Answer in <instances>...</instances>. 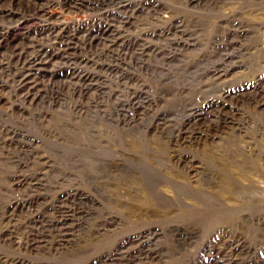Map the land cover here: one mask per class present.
Returning <instances> with one entry per match:
<instances>
[{"label": "rangeland", "instance_id": "374dc122", "mask_svg": "<svg viewBox=\"0 0 264 264\" xmlns=\"http://www.w3.org/2000/svg\"><path fill=\"white\" fill-rule=\"evenodd\" d=\"M110 14H127V29L122 34L148 40L155 34L153 37L161 39L158 46L162 48H169L167 39L157 34L167 26L179 25L185 36L192 34L194 38L188 37L183 46H175L174 59L162 54H138L136 45L116 57L113 49L106 53L101 50V43L106 40L96 33ZM229 16L262 22L254 27L248 20L247 28L254 29L243 38V55L230 57L232 62L243 64L251 60L247 69L234 68L229 63L222 76L208 82L202 78L207 85L202 86L199 78L194 80H199V88L209 86L213 95L219 84H235L245 78L242 72L247 70L245 76H249L251 70L264 67V0H0V255H19L28 264H97L92 261L94 257L110 249L115 252L126 236L143 229H158L150 239L158 251L156 264L197 263L201 246L207 240L205 231L186 238L184 243L176 238L173 229H186L201 218L206 221L202 229L210 228L211 216L197 192L207 186L206 181L186 176L189 185L179 193L164 189L168 193L164 199L147 189L144 177L147 167L160 161L158 157L166 166L174 164L170 149L173 145H164L168 136L153 125L171 115L158 114L160 111L156 110H165V100L174 89L184 93L194 88L192 73L202 72L219 60L225 52L218 44L221 23ZM46 17L67 25L76 48L70 57H55L40 77L37 90L25 95V90L17 85L20 63L35 49H26L23 44L34 40L49 45L47 34L40 29ZM254 43L257 49L253 48ZM80 57L89 61L85 69L95 76L91 88L81 95L69 87L58 89L69 66ZM161 73L172 78L159 80ZM182 74L189 77L179 79ZM162 82L165 83L160 85ZM131 91L135 92L134 98ZM139 103L151 105L147 115H141ZM252 110L261 111L254 107ZM153 112L158 114L154 119ZM175 115L188 120L184 111L178 110ZM222 128L220 123L211 130L218 132ZM1 130L13 131L14 135ZM210 139L201 136L194 143L182 144L186 160L203 158L202 151L212 148ZM136 156L147 159L140 162L134 159ZM23 172L39 178L42 210H53L56 194L63 188L80 194L68 202L75 211L72 243L19 249L2 240L1 229L11 210L9 206L24 194V186L15 183L16 174ZM232 218L237 216L225 215V219ZM20 219L18 216L14 222L19 233L24 230ZM102 220L109 221V228L100 225L101 229H97ZM263 225L244 233L259 264H264ZM228 228L238 229L236 224Z\"/></svg>", "mask_w": 264, "mask_h": 264}, {"label": "bare ground", "instance_id": "6f19581e", "mask_svg": "<svg viewBox=\"0 0 264 264\" xmlns=\"http://www.w3.org/2000/svg\"><path fill=\"white\" fill-rule=\"evenodd\" d=\"M114 15L110 14L96 33L104 35L106 40L101 43V50L106 53L113 49L116 57L122 56L125 48L136 45L138 54L144 56L162 54L165 58L174 59L175 46L178 44L183 46L189 38H194L192 34L185 36L186 33L179 28V25L167 26L160 29L157 34V36L165 35L167 39L169 48H162L158 46V41L161 39L154 38L155 34H152L149 40L142 36L122 34V31L127 29L125 23L128 22V16ZM248 20L254 27L262 22ZM248 20L231 16L223 20L218 44L225 52L217 62H212L204 71L190 75L194 76L193 89L184 93L178 88L174 89L165 100L163 105L165 110H156L160 111L158 114L166 112L171 118L163 117L153 124L158 132H165L168 136L164 145H173L170 149L173 152L171 157L174 164L166 166L161 163L164 160L159 157L157 159L160 161L156 162L157 164L151 163L144 177L147 189L155 191L158 198L167 199L168 193L164 189L179 193V190L189 185L186 176H198L206 181L207 186L197 189V192L200 201L207 206L211 216L210 228L202 229L206 221L201 218L186 229H173L176 231L173 233L176 238L184 243L186 238L197 237L205 231L207 240L201 246L196 264H259L260 261L250 250V244L244 233L246 229H255L264 224V67L261 70H251L249 76H245L247 70L242 72L245 78L236 80L235 84H219L215 88L217 94L214 95L211 94L209 86L197 87L199 80L203 86L207 85L210 79L222 76L221 72L224 73L228 69L229 63H233L231 67L243 66L247 69L251 60L243 64V61L232 62L230 57L243 55L241 52L245 45L243 38L250 36L254 29L247 28ZM66 26L56 19L46 17L40 29L47 34L49 45L34 40L23 44L26 49H35L28 56H23L21 61L24 62L20 63L21 71L17 85L25 90V95L37 90L41 78L48 71V65L55 62L56 59L53 60L55 57L57 59L70 57L75 50V37L66 30ZM256 46L257 44L254 43L253 48L257 49ZM261 61L264 64V53L261 55ZM88 62L82 57L75 58L74 64L69 66L65 78L59 82L57 88L69 87L77 94L86 93L95 78L85 69ZM159 77V80L172 78L168 73H161ZM188 77L189 75L182 74L178 78ZM204 77L207 81L205 83L202 82ZM198 78L199 80L195 82L194 80ZM130 95L134 98L135 92L131 91ZM150 106L149 103L144 105L139 103L137 108L141 109V115H147ZM252 107L260 108L261 111L257 113ZM178 110L184 111L187 121L175 115ZM158 114L153 112L151 117L154 119ZM191 122L194 124H190ZM220 123L223 125L222 130L218 132L215 130L217 133L211 130ZM1 131L5 134L12 132L14 135L13 131ZM201 136L207 140L214 137L210 139L212 148L202 151L203 158L201 156L200 159L194 157L186 160L188 158L184 157L186 154L181 145L194 143ZM134 159L144 162L147 158L136 156ZM15 183L24 186V194L14 199L13 204L9 206L11 210L7 212L5 225L1 229L2 240L19 249L50 247V245L64 247L72 243L76 227V223L72 220L75 211L68 202L79 197L80 194L72 188H63L56 194L53 210L46 211L42 210L39 178L30 177L24 172L18 173ZM145 214L148 218L153 217L151 214ZM227 214H235L237 218L225 219ZM18 216L21 217L20 225L24 227L21 233L14 223ZM107 222L109 221L105 220L98 224L97 229H101L100 225L104 229L109 228ZM225 224L226 226L236 224L238 229L231 231L230 227L226 229V226L225 229H221ZM157 230L143 229L136 234L126 236L116 247L115 252L110 249L103 255L94 257L92 261L98 262L97 264H156L158 251L155 245L151 244L150 239ZM0 264H28V262L19 255H0Z\"/></svg>", "mask_w": 264, "mask_h": 264}]
</instances>
